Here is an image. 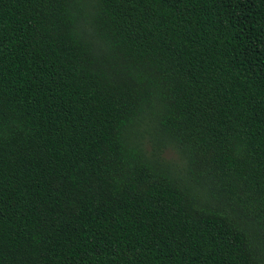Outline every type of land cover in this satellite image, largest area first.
Wrapping results in <instances>:
<instances>
[{
  "label": "trees",
  "instance_id": "trees-1",
  "mask_svg": "<svg viewBox=\"0 0 264 264\" xmlns=\"http://www.w3.org/2000/svg\"><path fill=\"white\" fill-rule=\"evenodd\" d=\"M0 264H264V0H0Z\"/></svg>",
  "mask_w": 264,
  "mask_h": 264
}]
</instances>
